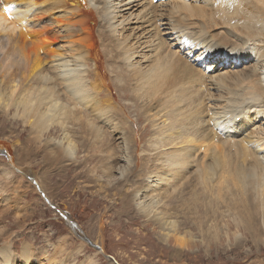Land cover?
I'll use <instances>...</instances> for the list:
<instances>
[{
	"label": "bare ground",
	"instance_id": "6f19581e",
	"mask_svg": "<svg viewBox=\"0 0 264 264\" xmlns=\"http://www.w3.org/2000/svg\"><path fill=\"white\" fill-rule=\"evenodd\" d=\"M0 51V125L28 134L16 157L0 140V203L31 189L55 204L31 165L67 172L91 148L98 164L85 182L163 244L218 243L232 224L242 246L241 229L264 231V0H0ZM37 209L2 206L0 218L22 230ZM7 227L0 264H68L63 254L76 260L86 247L69 254L60 238L51 251H17Z\"/></svg>",
	"mask_w": 264,
	"mask_h": 264
},
{
	"label": "rangeland",
	"instance_id": "374dc122",
	"mask_svg": "<svg viewBox=\"0 0 264 264\" xmlns=\"http://www.w3.org/2000/svg\"><path fill=\"white\" fill-rule=\"evenodd\" d=\"M57 16L42 18L41 20L45 21L39 27L52 23ZM65 26L62 25L58 28L55 26L52 29H57L59 33L63 34ZM90 26L96 27L92 21ZM52 32L54 31L52 30ZM55 47H58V44L55 43L53 48ZM3 54L4 51H0V59H2ZM48 65L49 61H45V66L49 67ZM15 69L16 66H13V70ZM16 71L18 70L16 69ZM100 96H103V93ZM112 96H116V92L112 93ZM122 104H127V102L125 101ZM133 114L131 117L136 120V113ZM0 118L1 124L3 119L2 117ZM131 123L132 120H130ZM143 127L144 125L141 124L134 125L137 130ZM13 130H15V134L11 135L7 130L4 132L3 126L0 125V140L9 143L11 146L9 150L12 156L16 157L15 152L20 151L21 153V148L25 147L23 144L26 143L28 134L26 133L19 138L17 135L23 131L22 128L15 126ZM53 138L59 139L62 136L61 134H56L53 135ZM84 150L85 148L83 150L78 149L76 159L79 161L86 160V163L81 166L67 167L69 170L67 172L65 170L56 171L55 163H43L41 158H37L36 161H38L31 165L33 172L45 177L55 204L48 203L43 196L33 192L31 189L26 193V197L20 200L13 196L7 204L3 205L0 203L3 207H31V213L32 209L34 212V209L38 207L32 221L28 222L22 230L14 226L13 223L9 225L12 214H9L8 217L0 218V227L3 228L8 225L7 228L11 229L12 240L17 251L21 250L25 242L34 245L37 250L51 251L50 245L47 244L48 241L55 244L60 238H68L66 251L67 253L70 252L69 254L71 252L76 254L77 249L83 242L86 246L81 251L83 252L81 253L82 255L78 256L76 260L71 257L72 255L63 254L61 258L63 257V260L66 259L68 264H111V262H115V264H264V244H260L258 247L254 242V237L258 239L262 238L260 237L262 235L264 238V231L260 233L256 231L257 233L254 235L248 229H241L242 246H236L234 239L236 228L230 224L228 236L224 235L219 238L218 243H209L206 239L205 243H203L196 238V241L199 242H196L193 247L179 250L178 246L172 241L164 244L162 241H158L160 238L159 231H155V227L151 225L146 226L144 220H138L130 214L117 216L118 209L112 211L110 209L114 201L118 200V198L113 196L114 193H110L111 196L109 198L103 199L105 195L100 191V187L97 188L94 183L87 184L85 182L86 172L97 166L98 161L94 158L98 157L97 153L91 151V148H88L85 152ZM91 152L93 156L90 154ZM87 156L93 157L92 160L89 161ZM0 159H2V165L8 164V158L5 153H0ZM114 176L119 178L117 174ZM32 180H34L33 177L26 178L28 182ZM117 183L118 180L114 182V184ZM41 214L43 215V220L40 218ZM181 216L183 217V215ZM182 219L184 226H190V220L185 218V215ZM71 226H74L77 232L79 231L78 234L71 230L73 228ZM189 229L192 231L193 227ZM50 237L52 240L49 239ZM102 241H104V245ZM55 259L59 261L58 255H55Z\"/></svg>",
	"mask_w": 264,
	"mask_h": 264
},
{
	"label": "water",
	"instance_id": "95a60500",
	"mask_svg": "<svg viewBox=\"0 0 264 264\" xmlns=\"http://www.w3.org/2000/svg\"><path fill=\"white\" fill-rule=\"evenodd\" d=\"M117 264V263H116Z\"/></svg>",
	"mask_w": 264,
	"mask_h": 264
}]
</instances>
